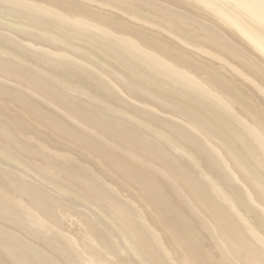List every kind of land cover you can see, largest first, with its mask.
Here are the masks:
<instances>
[{"label":"bare ground","instance_id":"bare-ground-1","mask_svg":"<svg viewBox=\"0 0 264 264\" xmlns=\"http://www.w3.org/2000/svg\"><path fill=\"white\" fill-rule=\"evenodd\" d=\"M89 1L0 0V264H264V0Z\"/></svg>","mask_w":264,"mask_h":264},{"label":"rangeland","instance_id":"rangeland-1","mask_svg":"<svg viewBox=\"0 0 264 264\" xmlns=\"http://www.w3.org/2000/svg\"><path fill=\"white\" fill-rule=\"evenodd\" d=\"M81 2L83 3V4H87V5H92V2H90L89 0H81ZM96 6H98L99 8H98V13L100 14V15H102L103 17H105V19L106 18H108V15L110 14V12L111 11H114V10H112L111 8H107V9H103L102 7H100L99 6V4L98 5H96ZM125 22H127L128 23V21H125ZM130 25H131V27L133 28V29H131L133 32H135L136 30V32H138L139 30H143L144 32H146L148 35H153V34H151V32L149 31V30H144V29H142V28H140L139 26H137L136 24H131V23H129ZM154 36H156V38L158 39V40H160V41H164V38L163 37H161L162 35H156V34H154ZM166 41H168V43H170V44H172V42L170 41V40H167L166 39ZM176 46V45H175ZM178 48H180V49H182L183 48V45H181V44H179L178 46H177ZM184 50V52L189 56V65H191L192 67H197L198 69H201L202 68V70L206 73V68L205 67H202V66H204V65H206V62H208L209 63V60H207V59H205L204 57H199V55H195V53L192 51V50H185V49H183ZM202 58V59H201ZM202 60H204V61H202ZM193 64H195V65H193ZM199 65H202V66H199ZM207 66V65H206ZM224 73L226 74V75H228V76H232L229 72H227V71H224ZM207 74V73H206ZM234 78V77H233ZM218 79V78H217ZM237 79V80H236ZM234 85H236L238 88H240L242 91H244L245 93H247L249 96H250V98L252 99L251 100V102H247V101H245L244 100V102H245V104H247L250 108H251V110L253 111V112H255V113H257V115L261 118V119H263L264 120V97L262 96V95H260L258 92H257V90H255L254 88H252L251 87V85L248 83V82H246V81H243L241 78H234V79H232V80H230ZM227 85H228V87H230L229 86V84L227 83ZM250 85V86H249ZM230 89V88H229ZM232 93L234 94V95H236L233 91H232ZM236 96H238V94L236 95ZM239 97V96H238ZM253 102H255V103H257L258 104V106H256V105H254V103ZM137 256H134V259H137L136 258Z\"/></svg>","mask_w":264,"mask_h":264}]
</instances>
